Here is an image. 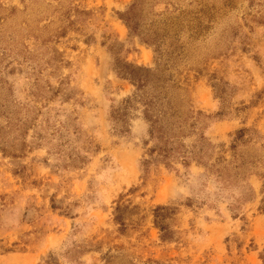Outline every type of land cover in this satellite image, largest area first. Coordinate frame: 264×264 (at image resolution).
<instances>
[{"label":"rangeland","instance_id":"1","mask_svg":"<svg viewBox=\"0 0 264 264\" xmlns=\"http://www.w3.org/2000/svg\"><path fill=\"white\" fill-rule=\"evenodd\" d=\"M0 264H264V0H0Z\"/></svg>","mask_w":264,"mask_h":264},{"label":"trees","instance_id":"2","mask_svg":"<svg viewBox=\"0 0 264 264\" xmlns=\"http://www.w3.org/2000/svg\"><path fill=\"white\" fill-rule=\"evenodd\" d=\"M125 69H130V72H128L125 75L131 77V80L135 83V85L137 87V90H140L143 87V85L140 84L141 83L140 79L138 78L137 80H135V79H132V78L134 76H136L140 72L148 73L149 71L148 70H144V69H139V68H133L131 66H125ZM151 123H152V126H153L155 122H151ZM151 132H152V129H151Z\"/></svg>","mask_w":264,"mask_h":264}]
</instances>
